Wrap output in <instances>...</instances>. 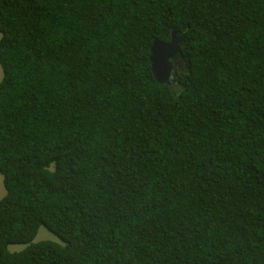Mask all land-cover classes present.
I'll use <instances>...</instances> for the list:
<instances>
[{
	"label": "trees",
	"instance_id": "1",
	"mask_svg": "<svg viewBox=\"0 0 264 264\" xmlns=\"http://www.w3.org/2000/svg\"><path fill=\"white\" fill-rule=\"evenodd\" d=\"M0 36V264H264V0H0Z\"/></svg>",
	"mask_w": 264,
	"mask_h": 264
},
{
	"label": "water",
	"instance_id": "2",
	"mask_svg": "<svg viewBox=\"0 0 264 264\" xmlns=\"http://www.w3.org/2000/svg\"><path fill=\"white\" fill-rule=\"evenodd\" d=\"M184 38L185 34L177 36L176 31H172L170 42L154 41L149 58L152 64L153 75L157 82L168 85L175 82V79L172 77L173 66L171 59L178 53L179 45L183 42Z\"/></svg>",
	"mask_w": 264,
	"mask_h": 264
},
{
	"label": "rangeland",
	"instance_id": "3",
	"mask_svg": "<svg viewBox=\"0 0 264 264\" xmlns=\"http://www.w3.org/2000/svg\"><path fill=\"white\" fill-rule=\"evenodd\" d=\"M2 77H3V71H2V67L0 65V81H1ZM5 194H6V189H5V185H4V178L0 174V200L4 197ZM45 240L60 242V240L55 236V234H53L51 231L46 229L44 226H41L38 230V234H37L36 238L34 239V242L45 241ZM9 247H13L17 250H22L23 248H25V245H18L17 244V245H11Z\"/></svg>",
	"mask_w": 264,
	"mask_h": 264
},
{
	"label": "flooded vegetation",
	"instance_id": "4",
	"mask_svg": "<svg viewBox=\"0 0 264 264\" xmlns=\"http://www.w3.org/2000/svg\"><path fill=\"white\" fill-rule=\"evenodd\" d=\"M171 64H172V66H173V74H172V77L174 76V66L177 64V59H176V57H174L173 59H171Z\"/></svg>",
	"mask_w": 264,
	"mask_h": 264
},
{
	"label": "clouds",
	"instance_id": "5",
	"mask_svg": "<svg viewBox=\"0 0 264 264\" xmlns=\"http://www.w3.org/2000/svg\"><path fill=\"white\" fill-rule=\"evenodd\" d=\"M37 236V235H36ZM36 238V237H35ZM34 242V241H33ZM35 243V242H34ZM27 245H25V247H26ZM20 251V250H19Z\"/></svg>",
	"mask_w": 264,
	"mask_h": 264
}]
</instances>
